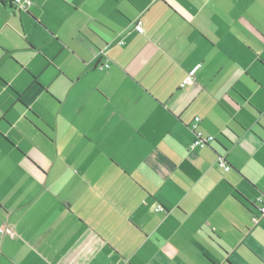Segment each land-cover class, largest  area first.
<instances>
[{
  "label": "crops",
  "instance_id": "1",
  "mask_svg": "<svg viewBox=\"0 0 264 264\" xmlns=\"http://www.w3.org/2000/svg\"><path fill=\"white\" fill-rule=\"evenodd\" d=\"M31 2L0 0V264H264V0Z\"/></svg>",
  "mask_w": 264,
  "mask_h": 264
},
{
  "label": "built area",
  "instance_id": "2",
  "mask_svg": "<svg viewBox=\"0 0 264 264\" xmlns=\"http://www.w3.org/2000/svg\"><path fill=\"white\" fill-rule=\"evenodd\" d=\"M12 7L17 9L18 11H26V9L31 5V0H9ZM133 29L137 33H143V25L140 18H136L133 22ZM118 44H123V40L119 39L117 41ZM100 55H104V52L102 50L99 51ZM102 67H108L107 60L104 61L101 65ZM198 66L194 67L189 73L186 75V77L183 79V81L180 83V87H184L186 84H189L193 80V74ZM200 121L199 117H194L192 123L190 124L189 128L192 131L194 138L192 141V147H204L208 145L210 142L214 140V137L212 135H204L200 129H198V123ZM216 163L218 166L227 169L228 164L226 163L223 156L218 155L216 158ZM154 211H163V208L159 204L153 205L152 208ZM259 213L261 216H264V199H260V204L258 207ZM253 222L257 221V218L254 217ZM0 234L1 235H8L10 238L15 236V232L12 228V226H0Z\"/></svg>",
  "mask_w": 264,
  "mask_h": 264
}]
</instances>
